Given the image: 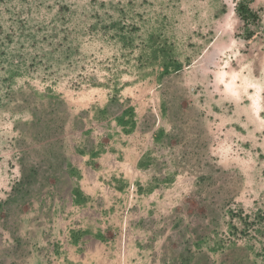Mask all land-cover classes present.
Segmentation results:
<instances>
[{
    "label": "rangeland",
    "instance_id": "obj_1",
    "mask_svg": "<svg viewBox=\"0 0 264 264\" xmlns=\"http://www.w3.org/2000/svg\"><path fill=\"white\" fill-rule=\"evenodd\" d=\"M137 128L189 174L97 221L126 182L83 157ZM27 262L264 264V0H0V264Z\"/></svg>",
    "mask_w": 264,
    "mask_h": 264
},
{
    "label": "crops",
    "instance_id": "obj_2",
    "mask_svg": "<svg viewBox=\"0 0 264 264\" xmlns=\"http://www.w3.org/2000/svg\"><path fill=\"white\" fill-rule=\"evenodd\" d=\"M150 133L149 130H142L141 128L133 130L132 134L136 135L137 141L132 144L121 143V147H118L120 149L114 148L106 151V154H110L111 157H88V155L83 157L88 165V167L86 165L87 171L95 173L96 177H99L96 174L99 169L106 166L109 170L118 172L116 175L123 177L125 180L122 182H126L117 188L109 190L111 194L113 192L115 194L112 198L100 197L103 194L100 189L97 190L94 196L91 195V199L88 198L87 208L95 211V214L92 212L93 215L91 217L97 214V221L102 220L105 223L103 220L111 214L106 212V209H111V206L114 207L112 209L113 213L118 212V209L120 214L125 213L118 215L128 219L129 224L130 218L146 217L147 210L151 207L150 196L154 193L161 194L163 186H166L163 183V179H168L169 176L186 177L189 174L187 169L183 167L186 157H177L180 154L175 151V148H182L183 145H176L173 142L162 143L160 140L154 139L157 134H151V143L141 142L143 138H150ZM97 143L99 144V138H97ZM96 150L98 151L97 147ZM100 153L105 155L102 152ZM180 164L182 167H179ZM65 170L67 176L73 178L72 170L68 165H66ZM189 171L191 174V168ZM127 177L128 181H126ZM128 185L132 187L128 188ZM136 210L140 212L137 213ZM7 236L4 238H7ZM2 242L5 241L3 240ZM7 242L6 246H10V244L12 246L14 240L9 237ZM26 257H28V254H26ZM24 264H28V262Z\"/></svg>",
    "mask_w": 264,
    "mask_h": 264
},
{
    "label": "trees",
    "instance_id": "obj_3",
    "mask_svg": "<svg viewBox=\"0 0 264 264\" xmlns=\"http://www.w3.org/2000/svg\"><path fill=\"white\" fill-rule=\"evenodd\" d=\"M241 9H243V7ZM245 9L248 10L247 7H245Z\"/></svg>",
    "mask_w": 264,
    "mask_h": 264
}]
</instances>
